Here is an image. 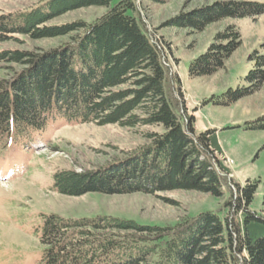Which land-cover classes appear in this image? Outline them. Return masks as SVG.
<instances>
[{"label": "trees", "instance_id": "1", "mask_svg": "<svg viewBox=\"0 0 264 264\" xmlns=\"http://www.w3.org/2000/svg\"><path fill=\"white\" fill-rule=\"evenodd\" d=\"M106 7L93 22L49 25L72 10ZM264 12V3L232 2L197 12L198 29L223 18ZM25 35L34 40L67 37L48 53L20 49L0 51V65L21 70L0 77V140L30 141L49 122L116 124L140 131L147 142L124 161L103 170L80 173L63 169L54 175L61 194H107L196 191L224 194L230 169L217 130L197 133L194 117L181 114L183 92L138 17L136 0H44L28 11L0 15V42ZM191 61V76H209L225 68L239 48L236 26L219 34ZM249 79L264 81V55ZM12 68V67H9ZM178 83L180 81L176 80ZM174 83V84H173ZM228 102L248 90H228ZM264 128V124L260 125ZM233 215L205 211L174 226L143 225L133 220L98 217H45L41 232L43 264H264V215L250 209L257 181L238 185ZM264 203V201H263Z\"/></svg>", "mask_w": 264, "mask_h": 264}, {"label": "rangeland", "instance_id": "2", "mask_svg": "<svg viewBox=\"0 0 264 264\" xmlns=\"http://www.w3.org/2000/svg\"><path fill=\"white\" fill-rule=\"evenodd\" d=\"M44 0H0V15L28 11ZM118 0H114L116 3ZM264 0H136L138 17L150 38L163 51V60L173 76L174 89L183 92L181 114L194 117L197 133L216 129L224 163L231 173L224 181V194L214 196L196 191L115 193L88 192L79 196L61 194L54 175L63 169L80 173L101 171L126 160L147 140L140 131L116 124H73L65 119L48 126L22 144L0 140V264H43L41 232L46 216L98 218L103 216L133 220L143 225L174 226L205 211L233 215L238 185L257 181L249 204L264 215V81L258 86L249 79L257 59L264 55V12L244 18H223L203 29L190 24L197 12L219 8L232 2ZM106 7L69 11L48 22L62 25L85 20L93 22ZM239 30V48L225 68L209 76H191L192 60L212 44L228 26ZM18 40L0 42V51L20 49L46 54L68 41L67 37L34 40L16 35ZM12 67V68H9ZM264 67V66H263ZM21 70L16 64L0 65V77ZM264 69V68H263ZM176 80L180 81L178 83ZM248 90V94L228 102L227 93Z\"/></svg>", "mask_w": 264, "mask_h": 264}]
</instances>
